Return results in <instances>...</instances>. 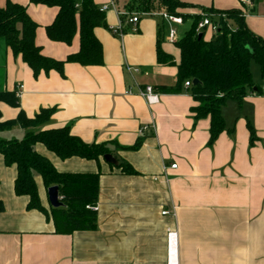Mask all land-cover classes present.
I'll return each mask as SVG.
<instances>
[{"label":"crops","instance_id":"0c3cea01","mask_svg":"<svg viewBox=\"0 0 264 264\" xmlns=\"http://www.w3.org/2000/svg\"><path fill=\"white\" fill-rule=\"evenodd\" d=\"M7 1L25 6L38 25L35 43L43 55L64 60L78 51L77 34L70 44L46 36L56 7L29 0H0V7ZM180 1L191 4L182 11L191 19L202 8L241 10L239 0ZM94 2L100 7L111 0ZM126 2L113 0L119 10ZM104 14L105 26L95 29L102 65L66 63L63 75L51 70L34 77L19 55L0 46V90L14 91L19 100V107L0 102V121L15 119L20 110L33 118L41 108H54L39 129L69 124L71 134L86 143L130 147L139 142L135 150L114 148L136 174H123L103 159H60L36 144L59 172H100L96 229L56 234L41 212L26 208V196L15 195L16 169L5 166L0 154V264H167V230L177 232V264H264V95L249 91L240 104L228 100L221 109L226 129L209 146V119L194 122L190 108L196 103L188 90L164 93L159 87L174 85L177 68L157 63V34L165 36L186 20L178 25L142 16L134 26L126 23L118 37L108 29L117 24L115 12L110 8ZM244 20L264 39V0L254 2ZM207 31L206 40L213 34ZM161 47L178 59L173 44L164 40ZM126 66L139 70L134 79L140 87L155 88L157 103L148 105L137 94ZM250 69L254 83L263 87L259 66L262 80ZM127 89L132 92L126 94ZM247 120L258 137L253 145ZM25 133L14 125L0 130V139H22ZM35 182L48 208L47 189L39 176ZM172 206L175 214L161 213Z\"/></svg>","mask_w":264,"mask_h":264},{"label":"trees","instance_id":"16d2710c","mask_svg":"<svg viewBox=\"0 0 264 264\" xmlns=\"http://www.w3.org/2000/svg\"><path fill=\"white\" fill-rule=\"evenodd\" d=\"M259 0H253L257 2ZM30 3L56 7L57 13L53 21L45 26L46 36L51 41L70 44L77 34L78 51L66 56L64 60H56L45 56L35 43L37 24L29 17L23 5L7 1L0 7V46L9 48L15 56L32 70L34 77L41 72L57 71L63 75L66 63H77L81 66L103 64L102 44L95 35V29L105 26V14L99 10L94 0H29ZM188 6L180 0H127L125 10L128 12H165L181 16L182 20L189 15L179 11ZM202 11L223 12L226 19H219V27L211 37L204 38L205 30L196 31L200 20L199 14L192 15L189 28L179 40L173 44L178 51L175 61L166 54L161 44L164 37L160 33L156 38V61L161 65H174L177 68L176 81L172 86H159L164 93H176L186 88L196 105L190 108L194 122L209 119V139L211 146L218 135L226 129L221 109L228 100L241 103L248 92L264 95L263 87L254 83L251 74V62L258 64L264 78V39L254 34L246 25L240 9L217 10L202 8ZM162 21L163 18L156 16ZM126 24V22H125ZM123 26L125 32L126 27ZM201 38L198 39V34ZM199 83L193 85L192 80ZM186 80L191 81L189 87L184 86ZM155 90V88L153 87ZM0 102L11 107H19V100L14 91L0 90ZM54 108H41L33 117L28 118L20 110L12 120L0 121V130L19 125L26 130L22 139H0V154L3 164L14 166L16 177L13 190L17 196L28 198L26 208L41 212L47 221H51L56 234H71L75 231L95 230L97 227V210L99 176L95 173L59 172L48 158L35 150L36 144H42L48 151L60 159L80 157L99 163L105 154H111L123 174L134 175L136 171L129 163L118 157L111 148L135 150L139 142L130 147L119 146L116 142L86 143L71 134L70 125L59 128L39 129L51 117ZM249 132V143L258 140L253 124L246 121ZM38 129V130H37ZM39 176L47 189L57 186L61 205L48 208L42 206L35 178ZM3 204L0 201V212Z\"/></svg>","mask_w":264,"mask_h":264},{"label":"built area","instance_id":"2783aa9c","mask_svg":"<svg viewBox=\"0 0 264 264\" xmlns=\"http://www.w3.org/2000/svg\"><path fill=\"white\" fill-rule=\"evenodd\" d=\"M239 3L241 4V12L242 15L246 13L247 10H249L253 6V0H239ZM112 9L117 17V24L115 26L108 27L109 31L118 36L122 37L124 34L123 26L126 23H129L131 25H136L139 21V18L142 16H151V17H161L166 22L170 24H178L181 25L183 20L181 16L177 15H170L165 12H136V11H124L119 10L114 6L113 0H111L109 5H103L99 7V10L101 12H105L108 9ZM200 20L198 21L196 25V31L200 32L202 30H210L212 33H215L219 27V19H226V14L223 12H208L203 11L200 14ZM164 40L168 42L169 44H175L179 40V34L174 27H170L164 37ZM126 71L129 74V76L132 79L133 85L136 87V92L139 96H141L148 105H152L158 102V95L154 91L153 87L151 85H145L144 87H140L135 79L134 74L138 73V69H132L129 66H126ZM191 85L190 80H186L184 82L185 87H189ZM20 88L22 86H19ZM132 92L131 89H127L125 91L126 94H130ZM148 127L144 126L141 128V132L146 130ZM153 128V126H152ZM170 168H176V164H171ZM163 170L165 168L163 167ZM59 199L61 197L59 196ZM95 210H97V204L94 207ZM163 215L172 213L175 214V208L172 206L171 211L163 210L161 212ZM177 257V232L175 230H167V264H177L176 262Z\"/></svg>","mask_w":264,"mask_h":264},{"label":"water","instance_id":"95a60500","mask_svg":"<svg viewBox=\"0 0 264 264\" xmlns=\"http://www.w3.org/2000/svg\"><path fill=\"white\" fill-rule=\"evenodd\" d=\"M202 34H198V39L201 38ZM199 83L197 79L192 80V84L195 85ZM103 160L109 164L112 165H117V160L111 155V154H105L103 156ZM47 197H48V202L52 207H58L61 205V202L59 201V196H58V189L57 186H51L47 188Z\"/></svg>","mask_w":264,"mask_h":264},{"label":"rangeland","instance_id":"374dc122","mask_svg":"<svg viewBox=\"0 0 264 264\" xmlns=\"http://www.w3.org/2000/svg\"><path fill=\"white\" fill-rule=\"evenodd\" d=\"M191 7V4H188V6H186V7H184V8H181V9H179V11L180 12H182L184 9H186V8H190ZM124 11H126L125 9H124ZM154 19H156V20H159V18H154ZM186 20V23L183 25V26H180V27H176L177 29H178V31H179V34L182 36L183 35V33L189 28V26H190V24H191V22H192V19L191 18H187V19H185ZM208 31L207 30H205V34H204V37H207L208 36ZM256 67V68H255ZM251 68H252V73H253V75H254V77L255 78H257L258 77V80H262V78L260 77V74H259V70H258V66H257V64L255 63V62H251ZM2 77V74H1V69H0V78ZM13 130V129H12ZM12 130H9V131H5V133L4 134H10L11 133V131ZM116 146H112L111 148H115Z\"/></svg>","mask_w":264,"mask_h":264}]
</instances>
